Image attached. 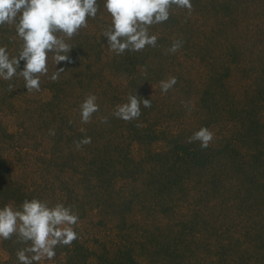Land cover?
<instances>
[{"label": "rangeland", "instance_id": "374dc122", "mask_svg": "<svg viewBox=\"0 0 264 264\" xmlns=\"http://www.w3.org/2000/svg\"><path fill=\"white\" fill-rule=\"evenodd\" d=\"M104 2L65 37L68 60L56 65L48 53L39 91L28 92L18 74L0 78V207L38 198L78 213V238L38 264H264V0H191V14L172 6L149 28L155 47L121 55L102 35L111 24ZM174 40L182 47L166 54ZM22 44L15 25L0 26L10 58ZM235 45L245 57L230 65ZM173 76L163 93L160 81ZM134 92L151 107L141 104L130 122L114 116ZM89 94L99 111L82 123ZM202 126L214 134L207 148L187 142ZM108 128L112 141L133 142L114 177L90 167V147L74 143L87 136L100 147ZM3 241L2 264H20L19 247L10 255Z\"/></svg>", "mask_w": 264, "mask_h": 264}, {"label": "clouds", "instance_id": "9594fccd", "mask_svg": "<svg viewBox=\"0 0 264 264\" xmlns=\"http://www.w3.org/2000/svg\"><path fill=\"white\" fill-rule=\"evenodd\" d=\"M172 6L186 8L191 14V0H105L104 7L111 15L110 26L103 30L107 45L117 55L126 50L138 52L146 46L155 47L158 37L149 33L152 25L167 21ZM97 0H0V26L15 25L17 35L23 44L18 55L10 58L5 47L0 46V78L11 80L17 74L23 78L28 92L40 90V77L48 73V53L54 52L57 65L69 59L71 46L65 37L71 39L81 28L88 26V18H95L98 12ZM62 33L63 36L57 35ZM181 40H174L166 50L176 53L182 47ZM23 69L17 71L20 62ZM64 68H56L51 75L57 81ZM177 83L176 77L160 81V88L167 93ZM13 91V86H8ZM97 97L89 94L80 105L81 122L88 123L99 111ZM141 104L151 107V99H144L129 93L127 102L116 105L113 113L125 121L138 119ZM103 117L101 123H107ZM49 135H55L49 129ZM213 132L205 126L195 131L187 142L199 141L201 148H207L213 140ZM77 149L91 143V138L74 141ZM79 215L72 206L57 202L50 205L38 198L25 199L19 207L6 204L0 207V238L11 239L14 235L17 243L25 245L16 252L20 264H38L41 260H52L57 246H69L78 238L74 226Z\"/></svg>", "mask_w": 264, "mask_h": 264}, {"label": "trees", "instance_id": "16d2710c", "mask_svg": "<svg viewBox=\"0 0 264 264\" xmlns=\"http://www.w3.org/2000/svg\"><path fill=\"white\" fill-rule=\"evenodd\" d=\"M236 43H238V42H236ZM239 44H241V43H238V45ZM228 47L229 46H226V48H228ZM233 47L234 46L232 45V48ZM238 49L241 50V46H239V48H237V46L235 45V48L231 52L230 59H231L232 63L230 65L235 64V63H240L242 61L241 60L242 57L243 56L245 57V54L240 52V50H238ZM255 56H257V55H255ZM215 58H216V56H215ZM226 67H228V65ZM219 85L220 84L218 83V86ZM211 87L212 88L208 89L209 91L206 92L208 94L209 98H211L212 96H214L216 94V92L214 91L215 88H214L213 84H212ZM100 117L102 118L101 115H100ZM93 129H95V128H93ZM141 130L145 132L147 130V128L143 127V128H141ZM94 133H95L94 131H91L90 135H93ZM132 136L133 135L130 134V136H126V137L129 139ZM101 137H103V139L106 140V141H104L103 144L100 147L97 146V145L94 146L93 143L91 145L87 144L88 147H90L89 154H90L91 158H90L89 164H90V167L92 166V168L96 167V169H97V171L99 173H105V174H108V175H110V173H111V177L112 176L114 177L116 168L119 167V165L123 166L124 164L129 162V159H130L129 149H130L131 144L133 142H129L128 143V142L125 141L126 139L124 140L125 143L124 142L112 141L116 137L115 136H114L115 138L113 137L112 131L110 129H109L108 133L102 134ZM116 139H118V138H116ZM115 152L117 153L116 156H114ZM196 153H197V151L193 150L192 157H190L189 155H188V157H190L191 160H194L195 157H196ZM92 168L90 169V171L92 170ZM102 179H103V177H101V174H100V176L96 177L97 182H102ZM160 191L165 193L164 192L165 190H163V188L160 189L159 192ZM3 240H4L3 241L4 246H5L4 248L10 255H13V250L16 251L15 250L16 247H19V249H20V248L25 246L23 244H20V243L16 242L17 238H16L15 235L11 239H8V240L3 239ZM5 242H7L8 244L5 243ZM13 242H14V244L11 245V243H13ZM14 245H17V246H14ZM76 257L74 256L73 258L76 259ZM130 257L131 256H129V258ZM78 258H79V256H78ZM80 261L82 262V258L80 259ZM0 264H2L1 261H0Z\"/></svg>", "mask_w": 264, "mask_h": 264}]
</instances>
